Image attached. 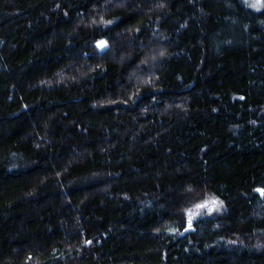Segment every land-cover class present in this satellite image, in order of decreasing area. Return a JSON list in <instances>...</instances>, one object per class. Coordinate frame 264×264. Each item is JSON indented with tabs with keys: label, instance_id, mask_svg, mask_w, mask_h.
<instances>
[{
	"label": "trees",
	"instance_id": "16d2710c",
	"mask_svg": "<svg viewBox=\"0 0 264 264\" xmlns=\"http://www.w3.org/2000/svg\"><path fill=\"white\" fill-rule=\"evenodd\" d=\"M0 264H264V0H0Z\"/></svg>",
	"mask_w": 264,
	"mask_h": 264
},
{
	"label": "rangeland",
	"instance_id": "374dc122",
	"mask_svg": "<svg viewBox=\"0 0 264 264\" xmlns=\"http://www.w3.org/2000/svg\"><path fill=\"white\" fill-rule=\"evenodd\" d=\"M245 3L254 9H260L262 6V0H245ZM254 4L255 7H253Z\"/></svg>",
	"mask_w": 264,
	"mask_h": 264
},
{
	"label": "water",
	"instance_id": "95a60500",
	"mask_svg": "<svg viewBox=\"0 0 264 264\" xmlns=\"http://www.w3.org/2000/svg\"><path fill=\"white\" fill-rule=\"evenodd\" d=\"M192 230V226H187L185 229V232L191 231Z\"/></svg>",
	"mask_w": 264,
	"mask_h": 264
},
{
	"label": "snow or ice",
	"instance_id": "6c2138e0",
	"mask_svg": "<svg viewBox=\"0 0 264 264\" xmlns=\"http://www.w3.org/2000/svg\"><path fill=\"white\" fill-rule=\"evenodd\" d=\"M255 6H256V5L254 4L253 7H255ZM203 206H204V205H200V206H198V207H203Z\"/></svg>",
	"mask_w": 264,
	"mask_h": 264
}]
</instances>
